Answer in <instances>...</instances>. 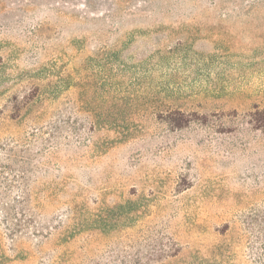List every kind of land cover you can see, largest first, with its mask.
Returning a JSON list of instances; mask_svg holds the SVG:
<instances>
[{"label": "rangeland", "instance_id": "obj_1", "mask_svg": "<svg viewBox=\"0 0 264 264\" xmlns=\"http://www.w3.org/2000/svg\"><path fill=\"white\" fill-rule=\"evenodd\" d=\"M254 105L264 0H0V194L38 228L0 263L264 264Z\"/></svg>", "mask_w": 264, "mask_h": 264}, {"label": "trees", "instance_id": "obj_2", "mask_svg": "<svg viewBox=\"0 0 264 264\" xmlns=\"http://www.w3.org/2000/svg\"><path fill=\"white\" fill-rule=\"evenodd\" d=\"M28 103L27 100L25 102L14 103L12 107V112L8 115L7 120L14 121L18 118V113L22 108L26 106ZM247 123L254 130L264 131V107H258L254 105L252 109H250L247 114ZM205 115H198L195 112H183L178 109L171 110L165 116L164 121H166L172 128L181 129L187 127L192 122L205 123L206 122ZM227 131V130H226ZM1 147H4L3 150H8L9 143L1 144ZM9 148H12L11 146ZM13 149V148H12ZM9 149V151H12ZM5 160L7 162L4 164L8 168H11L12 163H16L18 161L17 154L13 152H8L5 155ZM10 170V169H9ZM17 174L13 175V179L11 181H15V187L22 188V194H16L13 196H9L6 193L0 194V224L3 227L5 235H7L10 239H14L15 237H30L32 236L37 228L35 224L36 220L30 208V198L26 192L27 181H21L19 183ZM6 176H3V179H6ZM22 185V186H21ZM18 261V260H17ZM11 264H16V262ZM2 264V263H0Z\"/></svg>", "mask_w": 264, "mask_h": 264}]
</instances>
